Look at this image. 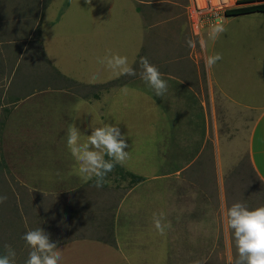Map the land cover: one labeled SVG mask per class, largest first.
I'll use <instances>...</instances> for the list:
<instances>
[{
    "label": "crops",
    "instance_id": "obj_1",
    "mask_svg": "<svg viewBox=\"0 0 264 264\" xmlns=\"http://www.w3.org/2000/svg\"><path fill=\"white\" fill-rule=\"evenodd\" d=\"M188 3L50 0L32 25L35 8L0 0V115H5L0 116L5 121L0 123L1 136L18 138L20 144L19 164L12 168L15 181L44 186L29 188L34 192L30 198L44 201L43 216L36 207L29 209V217L35 219L32 230L41 228L50 236L59 233L53 241L61 250V264H231L227 199L222 179L205 174L212 150L206 141L218 96L226 117L252 121L248 158L264 185V12L226 16L222 22L226 31L215 41L207 40L205 31V59L217 53L223 58L211 68L204 67L202 81L200 67L186 64L185 57L172 59L186 56V41L195 42L197 36L187 23ZM37 26L35 39L32 31ZM109 54H128L129 65L139 74L122 82L130 76H117L98 62ZM141 57H148L166 81L163 97L141 78ZM214 68L220 73L217 78ZM229 74L244 79V85H231ZM140 92L144 98L150 93L155 103L158 97L162 107L169 105V127L159 133L161 142L152 139L146 144L145 133L127 134L139 125L126 121L138 118L130 112L137 105L132 99ZM39 97L43 98L35 100ZM197 117L204 131L195 135ZM156 120L162 129L161 114ZM41 121L45 124L40 128ZM71 124L81 133V142L91 135L92 127L117 125L129 145L125 149L129 158L119 166L143 180L131 184L128 178H114L112 186L105 179L101 188L95 187V179L85 183L74 171L77 165L67 147ZM149 146L167 162L151 157ZM127 162H134L136 169H127ZM146 169L156 173H145ZM160 212L165 214L162 223L170 225L164 235L153 223V214ZM217 245L223 248V259H215ZM20 259L19 264H25L28 257Z\"/></svg>",
    "mask_w": 264,
    "mask_h": 264
},
{
    "label": "rangeland",
    "instance_id": "obj_2",
    "mask_svg": "<svg viewBox=\"0 0 264 264\" xmlns=\"http://www.w3.org/2000/svg\"><path fill=\"white\" fill-rule=\"evenodd\" d=\"M16 1L23 2V4L25 2L26 5L35 8L34 20L32 18V22H31L32 25H34L36 24L37 19L39 18V12H41L45 8V6L48 5L50 0H16ZM10 3H15V2H10ZM77 8L71 11L72 15L76 14ZM83 9L84 8H82V10ZM79 17L83 18V15H80ZM187 23L189 24L188 25L190 27L189 29L192 30L188 18H187ZM251 23L254 26L253 24L254 21L252 19H251ZM84 25H88L87 22H85ZM209 30L210 28H205L200 32V34H198L197 36L195 35L196 37L194 42L195 50L193 53H192L193 48L192 47L187 48L186 46V56L181 55L180 57H177L178 55H174L172 58V59H181L185 57L186 64L189 65L195 64L196 66L200 67V71H201L200 74L202 81L205 79L203 76L204 73L202 71L205 67L206 59L204 54L205 49L204 47L201 48L199 41L201 38L204 39L205 33L208 32ZM32 33L35 39H37L38 37L37 33H39L38 26L35 31H32ZM98 38L102 39V36H99ZM102 48L105 49L107 52L109 51L107 47H102ZM187 53H189V56H187ZM126 57L129 58L128 54ZM163 62L165 61L163 60ZM135 72L136 74H139L138 70H136ZM219 74L220 73L218 68H214L213 69L214 78H217ZM133 77L134 76L123 78L122 82L124 81L126 82L128 79ZM228 79L230 80L229 82L231 83V85H233L236 88L244 85L245 83L244 79L237 78L230 74L228 76ZM2 84L3 83H1L0 85ZM225 88L229 89V86H225ZM28 92L29 91H27V93ZM146 97L148 98H144V93L140 92V97H137L136 99L135 98L132 99L133 102L135 100L134 103L135 104L137 103L138 106L136 105V107L134 108V110L130 112V114L138 115L136 116L138 118H130L126 122L130 124V126H132L133 124H139L140 126L138 125L137 127L134 128V130L130 129L127 132V134L130 135L132 133L133 134L145 133L148 139L142 138V140L145 141L146 144H148L152 139H156L157 141L161 142V138H159L158 135L161 132L163 133L169 127L166 118L170 116L168 115L170 113V108L169 105H165V104H163V107L160 106L159 104L160 99L158 97H157V102L155 103L154 96H152L150 93H148ZM42 98L43 97H39L38 99L35 100H39ZM215 101L216 102H214V106H215L214 109L216 112V116L214 117L213 120L210 121L211 127L209 130V139H207L206 141V147L212 150H211V156L208 159V165L206 167L205 174L211 177L213 180L218 177L222 179L223 182L222 188H223V193L227 199L228 209L234 203L237 202L246 204L249 209L262 207L264 206V185L257 179L255 174H253L248 158V134L252 121L250 122L233 121L231 117H226L223 108L218 104V102L220 101V98L218 96L216 97ZM129 102L131 106V99L129 100ZM158 104L162 108V112H160L161 109L160 108L159 111L156 110L157 112L156 113L154 110L155 108L156 109L158 108ZM177 108H180V106L178 105ZM160 114L163 118L162 129L158 127V125H161V122L156 120L157 118H159ZM179 114L180 112L178 111L177 115ZM141 115H144L145 117L140 119L139 117ZM0 116H2V118L3 117L5 118L4 114H1ZM249 116H250L249 120H252L253 114L250 113ZM200 120H201L200 117L196 118L195 135L200 134L201 131L202 132L204 131L203 124L201 125V127H199ZM2 122L0 121L1 126H2ZM182 122H183L182 120H179L177 124L179 125ZM34 123L35 122H28V125H33ZM39 124L41 128L45 124V122L41 121ZM153 124L154 126L152 127ZM0 129L2 130L1 127ZM1 130H0V195L7 196V200L4 203H0V256L6 254V250L4 246L10 245L12 249H14L16 252V257H15L16 264H19L21 263L20 258L21 257L22 259L27 258L28 251H30V249L26 245V242L22 239V236L27 231L32 230L33 228L32 226H34L35 219L33 220V217L32 218L31 216L29 217L28 211L29 209L38 207L39 210L41 211L40 214L43 216L44 201L43 199L40 198L35 199V201L32 198H30V195L32 196L34 195L33 190L30 191V189L44 187V186L42 183L25 185V184H19L18 182L15 181L16 179L13 177L12 168L17 167L19 164V158L21 157V155L19 154L20 144L19 142L16 141V139L18 138L12 136H8V137L1 136L2 135ZM34 132L36 131H30V134H33ZM28 136L29 139L35 138L32 135H28ZM134 136H137L138 137L137 139L141 140L140 136L138 135H134ZM202 136L203 134L198 135L195 138L199 139ZM131 139L133 140V136L131 137ZM199 144H200L199 142L197 141L195 142L197 151ZM157 148L159 149L160 147L157 146ZM148 149L150 151L151 157H154L155 160H157L158 162H164V163L167 162L168 158L164 157L163 155H160L158 153L159 150L154 151L151 148V146H149ZM163 153L164 155H166V152ZM176 159L177 157H175L172 161ZM198 164H200L199 160L197 161L196 165L198 166ZM125 167L127 169H136L134 162H127V166ZM143 171L145 173L155 171L156 173V170H150V169H146ZM200 171L203 172L204 170H200ZM114 178H122L121 175L116 173V170H113L112 172L108 173L105 179L111 180V182L113 183L111 184L112 186H114L115 183ZM128 179L131 182V179L130 178ZM214 189L215 188H213V190ZM33 216L35 217V215ZM56 234L59 233H54V236H50L49 234V238L51 240H55ZM228 242H229L228 254L231 259V264H234V261L237 256V252L230 229L228 233ZM21 251H23V253L22 256L20 257L19 255ZM213 252L215 259H223V253H224L223 248H219L217 245V247L213 249ZM69 260L74 261V258L71 259L67 258V262Z\"/></svg>",
    "mask_w": 264,
    "mask_h": 264
},
{
    "label": "clouds",
    "instance_id": "obj_3",
    "mask_svg": "<svg viewBox=\"0 0 264 264\" xmlns=\"http://www.w3.org/2000/svg\"><path fill=\"white\" fill-rule=\"evenodd\" d=\"M90 4L91 0H87ZM252 3V2H250ZM258 3V2H253ZM226 31L225 25L220 22L212 25L207 33V40L215 41ZM189 47H194L193 40L186 41ZM201 48L206 46V40L199 41ZM222 55L217 53L205 60V67L211 68ZM98 62L117 76L136 75L129 65L128 58L119 54H109L99 58ZM141 78L158 97H163L167 91V83L161 78L158 68L149 62L147 57L140 58ZM125 93L127 89H124ZM119 122H117L118 124ZM91 135L81 142V133L74 124L67 131V147L76 162L74 170L86 183L95 179V187L101 188L108 173L117 165L123 166L129 158L125 151L129 145L117 125L104 124L102 127H92ZM107 157V159H106ZM7 196L0 195V203H4ZM165 214H153V223L159 234H165V228L170 225L162 223ZM226 226L231 230L237 256L234 264H264V206L249 209L246 204L234 203L226 213ZM22 239L30 249L25 264H61L62 254L56 241L49 238L43 229L27 231ZM6 254L0 256V264H16V252L10 245H5Z\"/></svg>",
    "mask_w": 264,
    "mask_h": 264
},
{
    "label": "built area",
    "instance_id": "obj_4",
    "mask_svg": "<svg viewBox=\"0 0 264 264\" xmlns=\"http://www.w3.org/2000/svg\"><path fill=\"white\" fill-rule=\"evenodd\" d=\"M250 3L247 0H189L186 8L192 31L197 35L205 28L223 22L227 12Z\"/></svg>",
    "mask_w": 264,
    "mask_h": 264
},
{
    "label": "trees",
    "instance_id": "obj_5",
    "mask_svg": "<svg viewBox=\"0 0 264 264\" xmlns=\"http://www.w3.org/2000/svg\"><path fill=\"white\" fill-rule=\"evenodd\" d=\"M247 1L252 2V3L258 2V4L233 9V10L227 12L226 15L227 16H237V15L248 14V13H252V12H264V0H247ZM106 159H107V157H106ZM114 170H116V173L121 175L122 178H130L131 184H137L143 180L141 177L135 176V175L127 172L126 170H124L119 165H117L114 168Z\"/></svg>",
    "mask_w": 264,
    "mask_h": 264
}]
</instances>
